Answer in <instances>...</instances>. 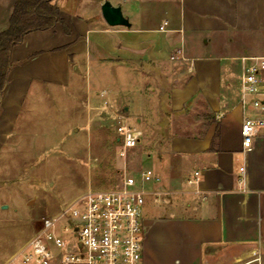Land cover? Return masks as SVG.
<instances>
[{
  "label": "crops",
  "instance_id": "1",
  "mask_svg": "<svg viewBox=\"0 0 264 264\" xmlns=\"http://www.w3.org/2000/svg\"><path fill=\"white\" fill-rule=\"evenodd\" d=\"M17 1L0 0V32ZM105 1L55 0L61 21L12 47L0 159L34 138L26 124L46 99L86 93L99 122L119 112L142 136L157 124L162 195L143 206L145 264H236L263 249L264 126L248 149L241 127L264 111L241 104L240 78L243 56H264V0H110L129 27L107 24Z\"/></svg>",
  "mask_w": 264,
  "mask_h": 264
},
{
  "label": "rangeland",
  "instance_id": "2",
  "mask_svg": "<svg viewBox=\"0 0 264 264\" xmlns=\"http://www.w3.org/2000/svg\"><path fill=\"white\" fill-rule=\"evenodd\" d=\"M95 76L94 71L88 74L89 85ZM76 96L46 99L36 113L38 120L26 124L34 138L24 139L18 149L13 139L0 159V264L32 237L44 218L89 186L116 189L124 169L135 175L146 168L158 173L157 156L151 153L156 151L157 124H148L142 140L124 160L115 139V123L93 118L86 93L78 91ZM145 200L151 203L149 195ZM155 207L161 213L166 208L162 201Z\"/></svg>",
  "mask_w": 264,
  "mask_h": 264
},
{
  "label": "built area",
  "instance_id": "3",
  "mask_svg": "<svg viewBox=\"0 0 264 264\" xmlns=\"http://www.w3.org/2000/svg\"><path fill=\"white\" fill-rule=\"evenodd\" d=\"M166 25L164 22L160 30H166ZM241 60L240 102L264 111V56H243ZM263 126V117H245L241 127L244 148H250ZM115 128L119 154L125 160L129 150L140 143L142 131L119 112H115ZM200 179L201 173L196 171L187 182L198 184ZM158 181L151 168L140 169L137 175L124 169L116 189L89 186L60 211L44 218L41 227L3 264H145L143 206L146 195L153 194L156 201L161 198V192L151 189ZM236 264H264V248L251 251Z\"/></svg>",
  "mask_w": 264,
  "mask_h": 264
},
{
  "label": "trees",
  "instance_id": "4",
  "mask_svg": "<svg viewBox=\"0 0 264 264\" xmlns=\"http://www.w3.org/2000/svg\"><path fill=\"white\" fill-rule=\"evenodd\" d=\"M55 0H18L11 13L9 26L0 32V96L11 67V49L25 35L45 30L61 21Z\"/></svg>",
  "mask_w": 264,
  "mask_h": 264
},
{
  "label": "water",
  "instance_id": "5",
  "mask_svg": "<svg viewBox=\"0 0 264 264\" xmlns=\"http://www.w3.org/2000/svg\"><path fill=\"white\" fill-rule=\"evenodd\" d=\"M101 13L110 26H130L129 20L124 16L121 6L114 5L110 0H106L101 5Z\"/></svg>",
  "mask_w": 264,
  "mask_h": 264
}]
</instances>
